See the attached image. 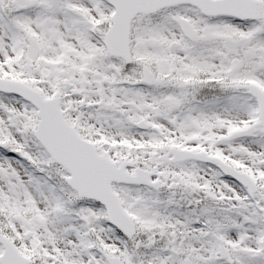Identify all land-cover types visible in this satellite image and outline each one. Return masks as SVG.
I'll list each match as a JSON object with an SVG mask.
<instances>
[{
    "label": "snow or ice",
    "instance_id": "1",
    "mask_svg": "<svg viewBox=\"0 0 264 264\" xmlns=\"http://www.w3.org/2000/svg\"><path fill=\"white\" fill-rule=\"evenodd\" d=\"M0 264H264V0H0Z\"/></svg>",
    "mask_w": 264,
    "mask_h": 264
}]
</instances>
